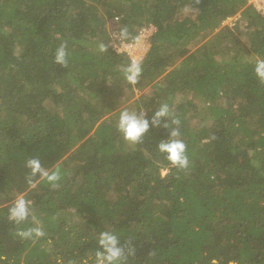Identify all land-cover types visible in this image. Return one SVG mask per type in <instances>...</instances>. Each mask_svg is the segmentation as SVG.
Listing matches in <instances>:
<instances>
[{
  "label": "trees",
  "instance_id": "1",
  "mask_svg": "<svg viewBox=\"0 0 264 264\" xmlns=\"http://www.w3.org/2000/svg\"><path fill=\"white\" fill-rule=\"evenodd\" d=\"M121 26L133 38L154 28L135 86L149 91L135 110L150 121L159 103L170 106L185 170L157 151L171 126L150 123L136 145L116 129L110 114L131 89L119 77L129 60L111 47ZM60 43L66 67L53 63ZM252 55L264 57V15L247 0H0L4 264H91L105 229L131 248L126 264H264V84ZM37 155L61 167L60 187L27 190L24 162ZM25 191L45 225L36 242L14 237L7 220Z\"/></svg>",
  "mask_w": 264,
  "mask_h": 264
},
{
  "label": "clouds",
  "instance_id": "2",
  "mask_svg": "<svg viewBox=\"0 0 264 264\" xmlns=\"http://www.w3.org/2000/svg\"><path fill=\"white\" fill-rule=\"evenodd\" d=\"M114 20L118 23L119 18ZM116 39L123 44L132 40L133 44L140 43V37H131L127 26H121L119 31L114 33ZM133 45H129L131 47ZM97 51L104 53L105 45L99 43ZM53 63L61 67H66L69 60V50L67 43H60L55 47L53 53ZM248 62L252 64V71L258 81L264 84V57L252 55L248 57ZM143 73V63L138 57L132 58L126 64L119 67V77L129 87L137 90L135 87ZM110 82V81H109ZM163 122V124H162ZM153 127L162 126L167 129L168 138L161 140L157 145L158 153L162 154L171 167L185 170L190 166L189 156L187 154V145L180 138L179 131L180 121L175 118L173 110L167 103H159V107L155 111L151 120L145 119L144 110H128L124 108L119 111L116 121V129L123 140L131 145L139 144L149 130V124ZM25 168L28 170L26 177L27 190H34L41 183L55 189L60 187L64 173L59 165L47 168L42 163L39 155L27 158L24 162ZM166 174V170L161 172V176ZM7 220L16 229L13 233L14 237L20 241L30 240L36 242L45 238V225L37 218L34 211L33 201L27 198V191L16 195L15 199L10 202L7 209ZM31 221V226L26 224ZM96 248L90 258L91 264H126L127 255L132 254L130 247L121 243L119 237L111 230H101L97 233ZM127 253V255H126ZM6 258L0 256V264H4ZM56 264H64L63 258L57 257ZM68 264H75V261H68ZM89 264V261H84ZM210 264H218L213 258ZM229 264H236L230 261Z\"/></svg>",
  "mask_w": 264,
  "mask_h": 264
},
{
  "label": "built area",
  "instance_id": "3",
  "mask_svg": "<svg viewBox=\"0 0 264 264\" xmlns=\"http://www.w3.org/2000/svg\"><path fill=\"white\" fill-rule=\"evenodd\" d=\"M247 4L251 5L260 15L262 16L264 15V0H247ZM229 18H227L226 20H228ZM234 20L236 21L237 19ZM116 32L117 31H112L111 33V38H112L111 47L115 51V53L124 56L129 61L132 58H136V57L142 60L146 52L148 51L146 47L148 45V38L154 32V28L152 26H149L147 28H142L138 32L137 37H140V43L138 44H133L132 40L126 41L123 44H121V42H119L114 35V33ZM129 45H133V46L129 47Z\"/></svg>",
  "mask_w": 264,
  "mask_h": 264
},
{
  "label": "rangeland",
  "instance_id": "4",
  "mask_svg": "<svg viewBox=\"0 0 264 264\" xmlns=\"http://www.w3.org/2000/svg\"><path fill=\"white\" fill-rule=\"evenodd\" d=\"M234 19H238V16H232V18H229L228 20H225L222 22L223 26H226V27H229V28H232L234 27V24H235V20ZM238 43L241 44L242 42L240 41V39H238ZM148 46L147 45V49H148ZM147 92L149 91V87L146 86L142 89H138L137 90H134L133 88L131 89H128V87H125L124 86V89L122 90L121 94L119 95V105L117 106L116 108V111L112 112L110 115L113 116V119L115 120V122L117 121V118H118V113L120 110L124 109V108H127L128 110H135L136 108V101H137V97L144 93V92ZM36 211H38V213L40 214V210L37 209Z\"/></svg>",
  "mask_w": 264,
  "mask_h": 264
},
{
  "label": "water",
  "instance_id": "5",
  "mask_svg": "<svg viewBox=\"0 0 264 264\" xmlns=\"http://www.w3.org/2000/svg\"><path fill=\"white\" fill-rule=\"evenodd\" d=\"M0 254H1V252H0Z\"/></svg>",
  "mask_w": 264,
  "mask_h": 264
}]
</instances>
